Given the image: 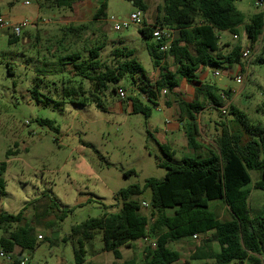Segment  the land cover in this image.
<instances>
[{
  "label": "rangeland",
  "instance_id": "1",
  "mask_svg": "<svg viewBox=\"0 0 264 264\" xmlns=\"http://www.w3.org/2000/svg\"><path fill=\"white\" fill-rule=\"evenodd\" d=\"M99 2L107 4V13L94 20L101 5ZM255 3L256 0H235L237 9L246 15V22L259 9ZM145 4L146 13L135 7L132 0H83L72 9L50 7L45 0H0V13L7 15L10 22L30 23L22 29L19 41L13 45L9 43L11 33L0 31V163H8L4 176L7 194L0 200V212L17 214L26 208L25 221L21 225L31 224L35 233L43 236L38 249L32 254L27 253L26 264H75L73 245L63 239L70 236L73 226L102 217L107 212H117L119 190L136 184L143 186L149 178L162 180L167 171L159 167L166 161L161 146L175 150L180 147L173 160L175 164H181L185 157H195L190 155L195 153L189 144L188 131L183 127L176 135L170 133L162 137L168 126L165 112L153 108L150 118L134 115L127 110L131 101L119 100L112 93V85L108 91L98 93L90 81L74 75L72 65L65 66L64 71L60 65L62 58L78 53L82 60L87 59L91 49L103 46L101 60L116 66L113 51L126 46L135 50V57L155 82L159 78V69L154 67L148 51L152 41L143 39L139 29L144 21L149 26L155 24L164 0H145ZM134 13L140 14L141 25H131L121 32L112 29V17L117 21H128ZM34 23H40L38 28ZM25 37L30 41L28 44ZM220 37H224L223 43L227 45L224 53L240 45L249 47L254 56L264 46L260 40L252 48L244 27L240 28L238 36L223 32ZM162 65L174 70L170 57H166ZM8 67L13 69V76ZM213 70L201 74L203 82L232 94L233 105L255 124L264 121L263 114L258 116L264 101V67L260 68V76L259 72L248 75L243 84H238L228 70H222L221 77H215ZM234 74L240 72L237 70ZM118 87L124 88L129 95L138 92L137 86L128 81L115 85L116 89ZM65 89H74L75 93L70 95ZM33 91H38V98L32 97ZM184 92L186 96L188 91ZM142 100L146 103L144 97ZM173 100L172 94L163 93L158 105L168 107ZM78 102L86 105H78ZM46 103H49L48 107ZM224 109L226 114L223 110L208 109L199 116L201 142L213 141L221 133V124L232 120L229 106ZM40 120L54 122L57 131L40 125ZM211 141H208L211 145L208 148L214 149ZM7 152H12L9 158ZM130 171L135 174L126 176ZM250 175L249 205L258 214L264 209V192L254 189V185L261 179V174L252 171ZM54 199L59 200V208L47 217L38 218L46 210V204L51 205ZM37 200L40 201L36 203ZM140 200L150 205L151 192H145ZM216 204L222 202H210V210L223 213L222 220L226 221L228 213L223 207H215ZM104 205L111 208L107 211ZM65 209L73 211L64 220H57L56 214ZM16 229L17 225L9 228L10 231ZM6 234L7 226L0 224V238ZM146 245L142 241L122 248L121 261L134 259L141 262ZM171 248L176 250L173 244ZM87 251L85 264H110L116 260L115 254L103 251L101 233L87 246ZM4 260L0 257L1 262ZM207 262L190 261L191 264ZM207 264H215V261L210 260Z\"/></svg>",
  "mask_w": 264,
  "mask_h": 264
},
{
  "label": "trees",
  "instance_id": "2",
  "mask_svg": "<svg viewBox=\"0 0 264 264\" xmlns=\"http://www.w3.org/2000/svg\"><path fill=\"white\" fill-rule=\"evenodd\" d=\"M81 1L45 0V4L72 9ZM132 2L140 11L147 12L145 0ZM106 11L107 4L103 2L93 16L94 20L106 16ZM246 20V15L235 6V0H164L155 24L149 26L144 21L139 29L143 39L152 41L148 44V51L154 67L159 69V78L155 82L135 57V50L126 46L113 51L116 66H109L101 60L103 46L91 49L87 59L82 60L77 53L60 60L63 71L65 66L72 65L74 75L90 81L98 93L108 91L112 85V93L116 94L115 85L123 81L136 85L138 92L127 98L132 103L134 115L142 114L150 118L160 96L164 92L165 95L172 94L178 120L188 131L189 144L195 152V157H185L181 164H175V152L161 146L166 161L159 167L167 171L162 180L149 178L143 186L136 184L119 190L117 212H107L102 217L73 226L70 236L63 240L71 241L75 264L86 263L87 246L99 233L103 236V251L115 254L116 260L110 264H180V255L171 245L194 236L201 239V244L191 255V261L213 259L215 264H264V209L256 214L249 205L252 194L250 172H260L261 179L254 189L264 192V121L255 124L230 104L232 120L221 124V133L214 139L215 147H206L208 153L205 157L201 155L205 147L199 140V116L207 107L221 111L226 106V99H230L229 92L203 82L201 74L210 69L230 70L243 66L242 47L235 45L231 51L224 53L227 45L221 44L220 33L229 32L238 36L240 28L244 27L252 48L260 40L264 42V12L255 13L249 22ZM156 27L176 32L167 52L161 51L166 40L156 41L153 38ZM18 41L19 37L10 35V44ZM166 57L172 59L174 70L162 65ZM261 67H264V46L253 56L250 75L257 74ZM8 71L11 76L14 75L11 67ZM182 81L195 86L196 100L189 102L178 93ZM66 90L70 95L75 93L74 89ZM31 95L38 98L39 93L33 91ZM77 104L86 105L85 102ZM45 106L48 107L49 103ZM260 109L264 117V101ZM39 124L57 131L50 120H40ZM11 153L7 152V158ZM7 169V162L0 163V200L7 194L4 178ZM131 174L135 172L130 171L126 176ZM147 191L151 192L150 205L140 200ZM219 200L228 207L230 220L222 221L210 210L209 203ZM45 207L46 210L38 218L47 217L59 208V200L54 199L51 205L47 203ZM109 208L104 205L105 210ZM145 209L150 211L149 214ZM25 211L26 208L17 214L0 212V224L7 226V234L0 238V248L5 254L13 256V264H21L20 258L24 254H32L40 246L41 239L35 228L28 223L21 225L25 221ZM72 211H59L56 219L62 221ZM11 225H17V229L10 231ZM143 239H154L156 246L152 243L146 245L141 262L134 259L122 262L121 248L131 247L132 243ZM214 243L220 246V252H215Z\"/></svg>",
  "mask_w": 264,
  "mask_h": 264
},
{
  "label": "crops",
  "instance_id": "3",
  "mask_svg": "<svg viewBox=\"0 0 264 264\" xmlns=\"http://www.w3.org/2000/svg\"><path fill=\"white\" fill-rule=\"evenodd\" d=\"M83 3V1H81V2H79V3H77V4H75V5H78V4H82ZM100 4H101V2H99ZM99 4V5H100ZM74 5V6H75ZM101 6V5H100ZM262 10H260V9H258L255 13H258V12H261ZM106 13H107V11H106ZM255 13H253V15L255 14ZM0 18H3L5 21H9V19H7L8 17H7V15H2L1 13H0ZM10 22V21H9ZM34 25L38 28V26L40 25V23L38 24V23H34ZM11 35V34H10ZM175 36H176V32L174 33V38H175ZM10 37V36H9ZM223 38L224 37H220V41H221V44L222 45H225L226 43H223ZM19 39H20V37H19ZM24 41H25V43L26 44H28L30 41H29V39H27L26 37L24 38ZM229 45V44H228ZM242 47V46H241ZM239 71V68L238 67H234V68H232V69H230V70H228L229 72H230V76L231 77H236V75L234 74V73H236V71ZM208 71L209 70H206L205 71V73H208ZM225 71V70H224ZM14 72V71H13ZM258 72H259V76H260V74H261V70L259 69L258 70ZM201 80L203 81L204 80V76H201ZM190 84H188L186 81H182L181 83H180V86H179V88H178V93H180L181 94V97H183L185 100H187V101H189V102H191V101H193V100H196L197 99V95H196V92H195V86H192V85H190ZM183 87H187V88H184L183 89ZM189 87V88H188ZM183 91H188V93L186 92V96H185V94H183ZM184 92V93H185ZM187 94H188V97H187ZM237 95V94H236ZM231 98H232V94H230V99H229V103H227L226 105H230V104H232L233 105V103H232V101H231ZM172 102V103H171ZM171 103V104H170ZM170 105L167 107H164L163 105H161V104H159L156 108H158L159 110H161V111H163V112H165V114H166V123H167V131L166 132H162V137H164V136H167L168 134H172V135H176V134H178V132H180L181 131V129H182V127H183V129H185L184 128V126H183V123H181V122H179V120H178V110H177V106H176V103H175V97H174V100L173 101H170ZM213 110L212 109V107H207L203 112H205V111H207V110ZM238 109V108H237ZM127 110L129 111V112H132V110H133V108H132V104L130 105V107H128L127 108ZM244 113V112H243ZM203 114V113H202ZM201 114V115H202ZM262 115V112L261 111H258V116L259 115ZM260 120H262V118L261 119H259V121ZM198 121H200V117H199V120ZM199 126H200V128H201V125L199 124ZM185 131V130H184ZM185 135H186V133H185ZM187 137V136H186ZM215 137V136H214ZM213 137V138H214ZM215 139V138H214ZM208 141H211L210 139L208 140ZM208 141H205V140H203L201 143L203 144V146L205 147L203 150H202V152H201V155H204V157L205 156H207L206 154L208 153V150L206 149V147H210L211 145H209L208 144ZM176 142H178V140L176 141ZM212 142V145L214 144V140L213 141H211ZM186 146H187V144H185L184 145V149H186ZM214 147H215V144H214ZM167 148H170V149H172V151H174L175 152V155H176V152H177V150H179L178 148H180L179 146L176 148V150L175 149H173V148H171V147H169V146H167ZM187 151V150H186ZM188 154H190L189 152H187ZM195 153V152H194ZM190 155H194L195 156V154H190ZM174 158H175V156H174ZM184 159V158H183ZM220 201V200H219ZM222 202V204H216V206L215 207H219V208H221V207H223L224 208V211H226L227 213H228V219L227 220H230L231 219V216H230V212H229V209H228V207L224 204V202L223 201H221ZM117 203V202H116ZM217 215H218V217H219V219L220 220H222V218H223V213H221L220 214V212H217L216 210L214 211ZM169 214H173V211H169ZM223 221V220H222ZM225 221V220H224ZM38 237H39V239H41V240H43L42 238H43V236L42 235H38ZM41 237V238H40ZM142 241H144V242H146L147 244H150V243H155V240L154 239H143V240H139V241H137L138 243L139 242H142ZM137 242H135V243H137ZM132 244H134V243H132ZM132 244H131V246H132ZM200 244H201V239H198L197 237H196V239H194V238H189V239H184V240H180V241H178V242H175V243H173V245H174V248L176 249L175 251H177L178 253H179V255H180V261H179V263L180 264H185L186 262H190L191 260H190V257H191V255L195 252V250H196V248L198 247V246H200ZM124 248V247H123ZM213 248H214V250H215V252H220V246L217 244V243H214L213 244ZM174 250V249H173ZM121 255H122V248H121ZM12 257V259L11 260H4V261H0V264H13V256H11ZM21 260H22V263L21 264H26V262L28 261V257H27V254H24L21 258H20ZM122 260V259H121ZM130 260V259H129ZM213 260V259H212ZM211 260V261H212ZM206 261V260H205ZM213 261H215V260H213ZM123 262V261H122ZM208 262L210 263V260H208ZM207 262V263H208ZM207 263H205V264H207ZM215 263H216V261H215ZM191 264V263H190Z\"/></svg>",
  "mask_w": 264,
  "mask_h": 264
},
{
  "label": "built area",
  "instance_id": "4",
  "mask_svg": "<svg viewBox=\"0 0 264 264\" xmlns=\"http://www.w3.org/2000/svg\"><path fill=\"white\" fill-rule=\"evenodd\" d=\"M29 2H26V5H28ZM255 6L259 9H261L264 12V0H256ZM111 23H113L112 29L115 32H121L125 28H129L131 25H141V16L139 13H134L130 16L128 21H117L116 18H111ZM30 25L28 21H24L18 24H14L9 21H5L3 18H0V31L2 30H7L11 33V35H15L17 37L21 36L22 29ZM143 27V25H141ZM174 33L175 31L166 29V28H161V27H156L153 29V38L156 41H163L166 40V44L161 48L162 52H167L170 49L171 43L174 40ZM242 62L243 66L238 67L239 68V75H236L235 79L238 84H243L245 81L246 76L250 75L251 73V62L253 60V53L249 47H243L242 52ZM213 75L215 77H221L222 75V69L221 68H216L213 70ZM166 94V92H164ZM116 95L118 96L119 100L125 101L129 97V94L127 91L122 88L118 87L116 89ZM223 113L226 114L227 111L226 109H222ZM145 205V204H144ZM41 238V237H40ZM196 239V236L193 237ZM154 247L156 246L155 243L152 244ZM0 257L11 260L12 257L5 254L3 251L0 252Z\"/></svg>",
  "mask_w": 264,
  "mask_h": 264
}]
</instances>
